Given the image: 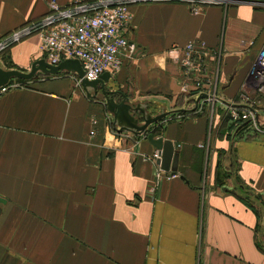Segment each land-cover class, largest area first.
<instances>
[{
	"label": "crops",
	"instance_id": "obj_1",
	"mask_svg": "<svg viewBox=\"0 0 264 264\" xmlns=\"http://www.w3.org/2000/svg\"><path fill=\"white\" fill-rule=\"evenodd\" d=\"M46 4L0 0V37ZM129 7L132 47L106 85L167 112L148 128L172 141L174 174L153 160L145 134L113 128L99 90L86 95L67 72L1 92L0 264H264V131L230 116L264 46V0ZM187 40L212 53L209 97L192 110L198 89L190 79L181 89L184 72L165 54ZM39 57L35 33L5 51L19 69ZM252 98L264 123V91Z\"/></svg>",
	"mask_w": 264,
	"mask_h": 264
},
{
	"label": "built area",
	"instance_id": "obj_2",
	"mask_svg": "<svg viewBox=\"0 0 264 264\" xmlns=\"http://www.w3.org/2000/svg\"><path fill=\"white\" fill-rule=\"evenodd\" d=\"M129 1L133 0H68L64 4L47 0L44 14L11 30L0 40V46L8 41L7 37L13 40L21 34L35 33L39 37L42 57L46 62L55 64L63 58H76L83 69V76L87 78H94L103 71L113 74L119 69L123 56L127 54V48L132 47V42L125 34L131 18ZM185 1L192 10L197 9V2H215ZM165 54L184 72L185 80L181 83V89L188 90L187 81L190 79L194 88L198 89L196 95L201 93L205 82L208 83L205 80L206 68L203 59L212 55L207 45L202 41L187 40L182 44L169 45ZM68 73L75 77L74 84H79V78L74 73ZM248 76L239 94L241 106L233 108L230 116L237 128L252 126L256 131H264V123L257 120L256 99L252 98L264 91V46L251 63ZM19 85L14 81L1 84L0 93ZM208 97L207 94L205 98ZM197 102L193 108L199 109ZM101 103L104 106L103 99ZM90 120L88 133L91 134L97 119L91 116ZM158 157L159 151L156 149L152 158L156 161ZM156 164L159 166L157 162ZM168 172L170 175L174 174L173 171Z\"/></svg>",
	"mask_w": 264,
	"mask_h": 264
},
{
	"label": "water",
	"instance_id": "obj_3",
	"mask_svg": "<svg viewBox=\"0 0 264 264\" xmlns=\"http://www.w3.org/2000/svg\"><path fill=\"white\" fill-rule=\"evenodd\" d=\"M36 72L47 74L71 72L79 78L80 86L86 95L93 96L99 90L103 95L104 107L111 113L114 128L118 131L145 134L146 139L159 151L156 162L160 168L175 171L178 152L173 148L172 141L162 135L154 136L153 132L148 130V125L164 116L166 111L161 110L151 114L145 109V102L131 101L129 94L106 85L110 75L107 71L101 72L94 78L83 76V69L76 58H63L59 62L51 64L46 62L43 57H39L30 62L27 70L16 67L5 68L0 65V85L6 83L11 77L28 79ZM205 96H207L205 92L199 93L195 97V103L200 97Z\"/></svg>",
	"mask_w": 264,
	"mask_h": 264
},
{
	"label": "rangeland",
	"instance_id": "obj_4",
	"mask_svg": "<svg viewBox=\"0 0 264 264\" xmlns=\"http://www.w3.org/2000/svg\"><path fill=\"white\" fill-rule=\"evenodd\" d=\"M169 1H173V2H182V3H185L187 6H188V8H189V4H188V2H186L185 0H133V1H129L128 2V9L130 8L129 6L131 5V4H135V3H149V2H169ZM215 2H211V4H221V5H227V0H214ZM205 4H209V3H202V2H197V9L196 10H192V9H190L189 8V10L190 11H192V12H195V11H197V10H199V8L201 7V6H203V5H205ZM129 11H130V9H129ZM130 16H131V11H130ZM131 19V18H130ZM130 22V21H129ZM25 24V23H24ZM23 25V24H22ZM21 26V25H20ZM19 27V26H18ZM17 28V27H16ZM15 29V28H14ZM11 31V30H10ZM9 31V32H10ZM9 32H7V33H5L2 37H0V40L3 38V37H5L6 35H8L9 34ZM31 34H34V33H31ZM25 36H27V35H25V34H21V35H19L18 36V38L17 39H13V40H11L10 39V37H7V42L6 43H4L3 44V46L1 47L0 46V57H1V61H3V63L0 61V63H2V67H5V68H8V67H6V65L7 64H5L6 63V58H5V51H6V49H8V47L11 45V44H13L14 42H16V41H18V40H20V39H22L23 37H25ZM168 58V57H167ZM169 59V58H168ZM254 61V60H253ZM252 61V62H253ZM251 62V63H252ZM251 63H250V65H249V67H248V69H247V72H246V74H245V81H247L248 80V70H249V68H250V66H251ZM28 68H24V69H22V70H27ZM41 72H36L33 76H34V78H40V77H42V74H40ZM65 73V72H64ZM68 73V72H67ZM71 75V74H70ZM76 75V74H75ZM72 76V75H71ZM77 77V76H76ZM73 78H75V77H72V80H73V83H74V79ZM78 78V77H77ZM16 82V83H18V84H20V85H25V84H27V83H30L29 81H27L26 83H21V82H19L17 79H16V77H11L8 81H7V83H10V82ZM80 83V82H79ZM206 93V92H205ZM200 98H202V97H200ZM199 98V99H200ZM198 99V100H199ZM236 106H241V104H239V105H236ZM185 110H187V108H184ZM184 109H180V108H178V110L179 111H181V110H184ZM192 110V109H194V108H188V110ZM257 116H259L258 114H257ZM108 118V117H107ZM90 119H91V117H90ZM108 120L109 119H107V122H108ZM109 123V122H108ZM90 126H91V120H90ZM112 126H113V124H112ZM111 127V126H110ZM113 128H114V126H113ZM112 128V129H113ZM95 129H96V127H95ZM95 129H94V131H95ZM116 130V129H115ZM149 130V129H148ZM94 133V132H93ZM90 134V133H89ZM92 134V133H91Z\"/></svg>",
	"mask_w": 264,
	"mask_h": 264
},
{
	"label": "trees",
	"instance_id": "obj_5",
	"mask_svg": "<svg viewBox=\"0 0 264 264\" xmlns=\"http://www.w3.org/2000/svg\"><path fill=\"white\" fill-rule=\"evenodd\" d=\"M5 64H7L6 67H14V65H13L10 61H8V60H6V63H5ZM61 73H62V72H60V74H61ZM40 74H42V77H43V78H44V77H48L49 75H51V74H47V73H40ZM16 79H17L19 82H21V83H26L27 81L32 80V79H35V78H34V76H32V77H30V78H28V79L19 78V77H16ZM216 179H218V178L216 177ZM256 245H257V247H258L259 249H261L262 251H264V246H263L259 241H257Z\"/></svg>",
	"mask_w": 264,
	"mask_h": 264
}]
</instances>
